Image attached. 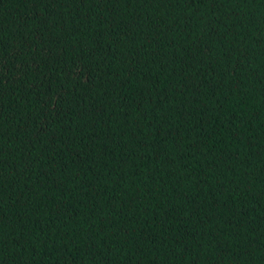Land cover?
Returning a JSON list of instances; mask_svg holds the SVG:
<instances>
[{"label":"trees","instance_id":"16d2710c","mask_svg":"<svg viewBox=\"0 0 264 264\" xmlns=\"http://www.w3.org/2000/svg\"><path fill=\"white\" fill-rule=\"evenodd\" d=\"M0 264H264V0H0Z\"/></svg>","mask_w":264,"mask_h":264}]
</instances>
